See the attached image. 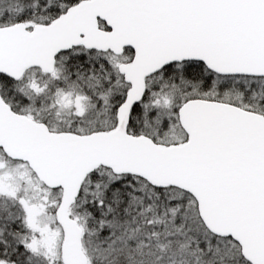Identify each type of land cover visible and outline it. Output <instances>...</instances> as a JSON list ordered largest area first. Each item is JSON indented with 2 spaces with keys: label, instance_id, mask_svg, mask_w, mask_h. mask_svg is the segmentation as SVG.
I'll list each match as a JSON object with an SVG mask.
<instances>
[{
  "label": "snow or ice",
  "instance_id": "obj_1",
  "mask_svg": "<svg viewBox=\"0 0 264 264\" xmlns=\"http://www.w3.org/2000/svg\"><path fill=\"white\" fill-rule=\"evenodd\" d=\"M0 264H264V0H0Z\"/></svg>",
  "mask_w": 264,
  "mask_h": 264
}]
</instances>
